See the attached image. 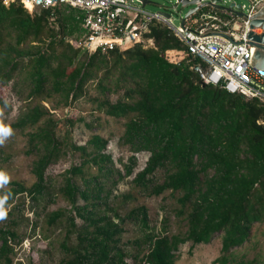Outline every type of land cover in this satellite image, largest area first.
I'll return each mask as SVG.
<instances>
[{
    "label": "trees",
    "instance_id": "obj_1",
    "mask_svg": "<svg viewBox=\"0 0 264 264\" xmlns=\"http://www.w3.org/2000/svg\"><path fill=\"white\" fill-rule=\"evenodd\" d=\"M3 1L0 83L21 79L29 84V102L11 126L31 129L27 137L30 152L35 154L31 173L36 180L30 187L12 181L0 200V264H13L10 240L19 238L15 225L1 223L12 214L5 208L20 194H31L36 201L44 198L46 169L66 148L80 151L83 160L67 171L60 188L75 214L56 209L47 215L48 225L63 222L66 228L61 246L67 257L59 264H128L121 241L127 222L142 230L135 240L137 264H174L181 244L191 242L192 248L208 243L216 233L222 235L214 264H264V243L251 258L236 259L234 255L236 248L252 238L264 237V104L204 85L191 68L196 60L189 62V56L168 61L167 50H184V46L161 23H151L144 33L153 45L136 43L122 51L81 53L80 47L74 48L66 40L75 33L80 41L83 38L76 9L58 4L29 12L20 1ZM61 8L67 12L61 13ZM55 13H59L61 33L51 23ZM94 80L100 94L92 99L95 110L126 118L121 144L132 153H149L132 182L148 195L167 191L177 195L175 213L184 229L170 233L164 223L159 230H151L145 205L122 214L107 202L109 191L101 196L115 173L112 157L105 152L107 139L94 134L81 146L67 142L76 122L90 126L83 117L64 119L67 128L63 137L58 135L57 120L44 101L58 96L62 106H68ZM112 92H121V96L111 101L107 94ZM86 165L96 166L97 175L83 176ZM135 165L132 154L128 162H122L123 173L117 170L118 180L130 176ZM158 170L164 172L161 181L154 176ZM77 175L83 184L78 183ZM79 199L82 205L77 204Z\"/></svg>",
    "mask_w": 264,
    "mask_h": 264
},
{
    "label": "rangeland",
    "instance_id": "obj_2",
    "mask_svg": "<svg viewBox=\"0 0 264 264\" xmlns=\"http://www.w3.org/2000/svg\"><path fill=\"white\" fill-rule=\"evenodd\" d=\"M144 8L148 12L170 11L174 14L175 23H179L180 17L184 16L190 6L179 5L176 10H173L175 0H150ZM237 2L247 3V0H236ZM138 6H142L140 2L134 1ZM230 3L226 0V6ZM28 11H37V8L29 9ZM67 12L61 8V13ZM59 13H55L51 18L52 26L59 33L58 22ZM66 40L74 47H80L81 53L86 51L80 44V38H77L76 33L66 37ZM145 46L151 45L149 42H144ZM81 56V54H80ZM174 62L185 57L184 54L178 53L175 56ZM15 81H17L15 83ZM96 80L89 81L85 87V92L72 104L63 107L59 102L60 98L54 96L49 101H44V104L53 113L54 119L57 120V133L63 137L66 130L64 119L73 118L80 120L82 117L90 126H86L84 122H76L70 127V136L67 139L68 143L76 144V146L84 145L87 140L94 134L101 135L107 139L105 152L110 154L114 163L113 177L106 182L102 197L107 195V202L114 208H117L122 214L130 208L138 205H145L148 209L149 225L151 230H159L164 223L167 224V229L170 233L178 232L179 229H184L182 221L175 213L176 196L169 191L159 195H148L140 187L132 182L135 174L142 170L149 157V153L141 151L132 153L129 148L120 142L121 135L124 130L126 118L116 119L106 114L95 110L96 103L93 98L100 95L95 87ZM29 84L21 79H12L7 83H0V200L5 195V191L10 188L12 181H19L26 187H30L36 180L31 173L32 162L35 159V154L31 153L28 143V133L30 128L20 130L11 126L21 108L29 102ZM111 101H116L121 92L108 93ZM69 128V126H68ZM65 154L56 162L46 169V185L47 193L44 198L33 200L31 194L24 193L14 198L12 204L8 206L6 211H11V215L6 216L2 224L15 225L18 230L19 238L15 241L10 240V244L14 247L10 254L13 259V264H59L63 257H67V251L61 246L64 241L66 228L63 222H58L55 225L47 224V215L50 211L56 209H66L70 213L73 208L70 203L62 196L60 188L64 184L66 173L71 167L78 166L83 158L80 151L73 149H65ZM132 154L136 157V165L133 173L122 180H118L117 170L123 173L122 162H128L129 156ZM83 176L93 178L97 175L96 166H84ZM163 170H158L155 173L156 181H161L163 178ZM78 183L83 184L80 175H77ZM101 180V179H99ZM117 181L113 185L112 181ZM95 184L92 179L91 187ZM130 195L126 198L125 195ZM83 201L78 200L77 204L82 205ZM1 209V207H0ZM101 211L105 210V201L101 202ZM78 225L81 224L79 217L76 218ZM124 233L121 236L122 246L127 251L128 255L126 262L128 264H137L135 258L138 252V247L135 240L141 237L142 230L138 224L127 222L124 224ZM221 233H216L208 243L196 244L191 248V242L181 244L174 264H214L212 261L220 253L221 248ZM264 243V237L258 235L252 238L249 242L234 250L236 259L242 257L251 258L260 250ZM141 256V253L139 254Z\"/></svg>",
    "mask_w": 264,
    "mask_h": 264
},
{
    "label": "built area",
    "instance_id": "obj_3",
    "mask_svg": "<svg viewBox=\"0 0 264 264\" xmlns=\"http://www.w3.org/2000/svg\"><path fill=\"white\" fill-rule=\"evenodd\" d=\"M11 1H20L25 8L29 3L33 8H49L64 4L76 9L83 30V38L79 45L90 53L96 50L122 51L145 41L153 45V40L145 38L144 33L149 30L151 23H161L184 46V50H167L164 55L168 61L174 62L175 59L169 55L182 53L189 56V62L196 60L191 64V68L198 73L204 84L218 86L231 94L242 95L246 99L256 98L264 104V69L253 67L252 52L258 47L249 43H258L249 37V33L253 35L264 33L261 25L251 26L256 16L250 17L264 6V0H247V3L227 0L228 3H233L232 6L230 4L226 6V0H199L194 6L205 3L204 6L187 17L184 14L178 18L179 23H175L176 18L170 11L148 12L144 8L148 3L144 6L134 3L137 1L142 5L140 0H4L3 2L8 4ZM175 1L173 10L181 5V0ZM163 12L169 13V16L164 15Z\"/></svg>",
    "mask_w": 264,
    "mask_h": 264
},
{
    "label": "water",
    "instance_id": "obj_4",
    "mask_svg": "<svg viewBox=\"0 0 264 264\" xmlns=\"http://www.w3.org/2000/svg\"><path fill=\"white\" fill-rule=\"evenodd\" d=\"M140 1L142 2V6H144L146 3L151 2L147 0H140ZM198 1L199 0H181V6H190V8L185 13V17L197 11L201 6H204L205 3L194 6L196 2ZM232 5L233 3L230 4V6ZM163 14L166 16H169V13L163 12ZM239 15H241V13H239ZM253 16H256V19L252 21L251 26L261 25L264 28V6L257 13L252 14L250 17H253ZM183 22H184V19L182 20V23ZM249 37L255 40L256 42H258L257 44H255L253 42L245 41V42H249L251 44L257 45L258 47L257 49L254 48L252 52V65L253 67L258 68V69H264V33L262 35H253L252 33H249Z\"/></svg>",
    "mask_w": 264,
    "mask_h": 264
},
{
    "label": "bare ground",
    "instance_id": "obj_5",
    "mask_svg": "<svg viewBox=\"0 0 264 264\" xmlns=\"http://www.w3.org/2000/svg\"><path fill=\"white\" fill-rule=\"evenodd\" d=\"M26 7L30 8V7H32V5L29 4V3H27V4H26Z\"/></svg>",
    "mask_w": 264,
    "mask_h": 264
},
{
    "label": "crops",
    "instance_id": "obj_6",
    "mask_svg": "<svg viewBox=\"0 0 264 264\" xmlns=\"http://www.w3.org/2000/svg\"><path fill=\"white\" fill-rule=\"evenodd\" d=\"M187 23H190V21H187Z\"/></svg>",
    "mask_w": 264,
    "mask_h": 264
}]
</instances>
